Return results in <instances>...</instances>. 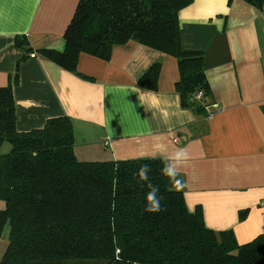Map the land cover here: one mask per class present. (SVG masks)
I'll return each instance as SVG.
<instances>
[{
  "label": "crops",
  "instance_id": "0c3cea01",
  "mask_svg": "<svg viewBox=\"0 0 264 264\" xmlns=\"http://www.w3.org/2000/svg\"><path fill=\"white\" fill-rule=\"evenodd\" d=\"M78 1L0 0V87L24 54L14 46L15 36L25 35L33 50H63ZM179 24L182 46L204 55L210 118L180 106L174 57L129 40L114 46L107 61L81 53L76 72L83 77L39 55L22 62L13 87L16 129L26 132L67 116L75 154L83 161L165 163L184 148L189 159L179 178L188 210L199 206L208 228L230 230L245 243L264 233V4L192 0L180 10ZM155 62L160 63L157 89L138 87ZM170 133L181 144H174ZM8 232L5 224L0 257Z\"/></svg>",
  "mask_w": 264,
  "mask_h": 264
},
{
  "label": "trees",
  "instance_id": "16d2710c",
  "mask_svg": "<svg viewBox=\"0 0 264 264\" xmlns=\"http://www.w3.org/2000/svg\"><path fill=\"white\" fill-rule=\"evenodd\" d=\"M191 2L79 0L61 51L33 50L25 35L15 36L24 54L0 87V234L9 227L0 264H264V233L240 244L232 231L208 228L199 206L188 210L181 184L172 187L162 174V159L79 160L67 116L16 129L13 87L31 54L78 74L81 53L107 61L114 46L129 40L174 57L180 106L207 117L211 90L203 52L181 43L179 12ZM159 72L160 63H153L138 87L155 91ZM141 164L150 166L149 181L136 175ZM148 183L159 186L160 212L145 211Z\"/></svg>",
  "mask_w": 264,
  "mask_h": 264
},
{
  "label": "clouds",
  "instance_id": "9594fccd",
  "mask_svg": "<svg viewBox=\"0 0 264 264\" xmlns=\"http://www.w3.org/2000/svg\"><path fill=\"white\" fill-rule=\"evenodd\" d=\"M189 159V154L184 148L176 149L171 155L165 157L164 167L161 169L162 174L168 178L170 185L176 187L183 183L180 180V169ZM150 166L141 164L136 175L140 181H149ZM149 191L146 194L145 211L149 213H157L162 210L161 198L159 194V186L148 183Z\"/></svg>",
  "mask_w": 264,
  "mask_h": 264
},
{
  "label": "built area",
  "instance_id": "2783aa9c",
  "mask_svg": "<svg viewBox=\"0 0 264 264\" xmlns=\"http://www.w3.org/2000/svg\"><path fill=\"white\" fill-rule=\"evenodd\" d=\"M30 56H34V54H31ZM199 97H200V94L196 96V98H199ZM212 115H213V112L208 111L207 117L210 118ZM169 137L174 144H177V145L181 144V140L179 136H177L176 134L170 133Z\"/></svg>",
  "mask_w": 264,
  "mask_h": 264
},
{
  "label": "rangeland",
  "instance_id": "374dc122",
  "mask_svg": "<svg viewBox=\"0 0 264 264\" xmlns=\"http://www.w3.org/2000/svg\"><path fill=\"white\" fill-rule=\"evenodd\" d=\"M7 145V147H10L9 146V144H6ZM78 158H79V160H80V158H83V157H80V155H78ZM1 258V257H0Z\"/></svg>",
  "mask_w": 264,
  "mask_h": 264
}]
</instances>
